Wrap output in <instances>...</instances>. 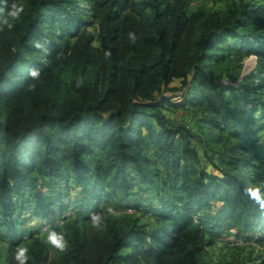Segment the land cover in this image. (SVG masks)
<instances>
[{
	"label": "trees",
	"instance_id": "obj_1",
	"mask_svg": "<svg viewBox=\"0 0 264 264\" xmlns=\"http://www.w3.org/2000/svg\"><path fill=\"white\" fill-rule=\"evenodd\" d=\"M192 1L0 0L8 14L0 231L13 240L9 264L24 243V264H208L204 250L222 226L264 240V5L241 1L223 12L191 10ZM231 38L257 62L237 86L216 75ZM176 79L182 93L168 96ZM188 104L203 111L216 142L236 140L220 153L219 173L202 168L196 134L163 111ZM132 196L137 215L107 207ZM27 203L57 204L62 250L52 253L37 229H6L24 221Z\"/></svg>",
	"mask_w": 264,
	"mask_h": 264
},
{
	"label": "rangeland",
	"instance_id": "obj_2",
	"mask_svg": "<svg viewBox=\"0 0 264 264\" xmlns=\"http://www.w3.org/2000/svg\"><path fill=\"white\" fill-rule=\"evenodd\" d=\"M241 1L251 3L256 2L264 5V0H193L190 9L195 10L198 8H207L210 10L215 9L226 12L230 7H235L236 4H240ZM88 11L89 10H87V12ZM7 15L8 14L0 7V22L4 21ZM88 30L97 35L98 27L97 25L92 24L88 27ZM233 42L234 40L231 38L228 42L230 45L228 47L230 48H227L230 56L218 64L216 75L219 77L220 81L237 86L246 74L253 71L257 62L256 58L253 56H243L241 52L237 51L236 44ZM239 65H241L240 73H238V75L236 74V80H232L230 72L235 74L236 69L240 68ZM172 86L178 87L179 89L170 90L167 92L168 96L176 97L182 93L180 80L176 79L172 83ZM234 91L236 92V90ZM234 91L230 90L227 94L233 95ZM236 104L239 107H243L238 103ZM163 111L170 122L186 125L196 134V138L193 139V146L199 155L202 168L210 173H219L220 171L218 167H224L223 163L219 160L220 153L222 151L225 152L224 150L232 147L233 142L236 140L229 137V140L224 141L225 143L216 142L214 140L216 133L213 130L206 128L202 119L203 111H201L197 105L188 104L185 107L167 106ZM252 128L254 127L252 126ZM257 138L260 139L261 143H264V130L258 133ZM75 191L76 190L73 189L71 193L74 194ZM134 199L135 196H132L122 203L114 204L111 202L107 207L109 209L114 208L115 210H118L117 207L119 204L121 207L118 211L122 210V213L129 216L137 215L138 211L135 209ZM56 205L57 204L54 206H40L38 208L34 206V211L29 209L31 207H29L30 205L27 203L28 211H30L31 214L27 216L28 211L26 209L23 214L25 216L21 218L22 220L24 219L23 222L20 223V220H18L15 226L5 225V227L10 231L14 230L13 227H16V225H19L20 228L24 229H26V227L33 228L34 231L37 229L36 233H38V236L42 237L46 242L49 232H55L57 235L63 237V218L58 215L59 212H55V209H57ZM71 211L72 208L70 207L65 210V213L70 215L69 213H71ZM36 215L38 216L36 217ZM72 215H74V213ZM56 216L58 218L54 219ZM144 220L147 222L155 221L151 215L144 216ZM235 230V228L228 229L226 226H222L219 229L220 232L217 235L218 237L214 238L210 244H207L203 257L208 264H261L264 260V240H260V238L256 239V235H254L253 232H250V235L247 234V236L231 234L235 233ZM209 239L210 235H206V241H209ZM9 241L13 240L3 237L2 232L0 231V262L2 261L3 263L5 260L4 264H9L6 259H4ZM48 245L53 253L55 247L51 246L49 243Z\"/></svg>",
	"mask_w": 264,
	"mask_h": 264
},
{
	"label": "clouds",
	"instance_id": "obj_3",
	"mask_svg": "<svg viewBox=\"0 0 264 264\" xmlns=\"http://www.w3.org/2000/svg\"><path fill=\"white\" fill-rule=\"evenodd\" d=\"M22 6H16L15 10L11 13L12 17H18L19 12L21 10ZM252 196H254L257 200H262L261 195L257 191H252ZM262 203H264V200H262ZM47 242L54 246L57 249H63L65 246V241L61 235H57L55 232H49L47 236ZM28 252V245L21 244L18 247L15 248L14 252V260L18 262V264H24V261L28 259L27 256Z\"/></svg>",
	"mask_w": 264,
	"mask_h": 264
}]
</instances>
